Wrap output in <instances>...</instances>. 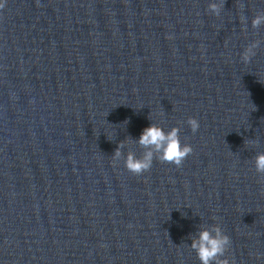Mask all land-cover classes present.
<instances>
[{"label": "water", "instance_id": "1", "mask_svg": "<svg viewBox=\"0 0 264 264\" xmlns=\"http://www.w3.org/2000/svg\"><path fill=\"white\" fill-rule=\"evenodd\" d=\"M207 3L0 0V264H200L213 224L264 264V0ZM153 123L193 151L132 174Z\"/></svg>", "mask_w": 264, "mask_h": 264}, {"label": "clouds", "instance_id": "2", "mask_svg": "<svg viewBox=\"0 0 264 264\" xmlns=\"http://www.w3.org/2000/svg\"><path fill=\"white\" fill-rule=\"evenodd\" d=\"M222 7V0H208L207 11L212 15L218 17ZM240 20L241 23H244L243 17ZM250 23L253 29L264 25V11L254 15ZM257 46L258 42H253L243 50L241 59L244 63L249 62L250 58L255 55L254 50ZM187 124L193 133L199 128V123L195 118H189ZM179 133L180 129L178 127H172L166 132L158 124H150L142 130L139 138L134 141L143 149L142 155L137 157L133 151L129 150L124 157V167L130 173L140 175L151 168L154 159L172 163L177 167L181 166L184 159L192 153L193 149L190 144L181 142ZM251 143H255V141ZM125 146L124 142L117 145L113 153L114 164L120 160L122 149ZM253 164L258 174H264V152H260L254 157ZM190 239L189 247L194 251L200 264H230L229 259L225 257L230 238L218 224L201 227L199 232L190 237Z\"/></svg>", "mask_w": 264, "mask_h": 264}]
</instances>
